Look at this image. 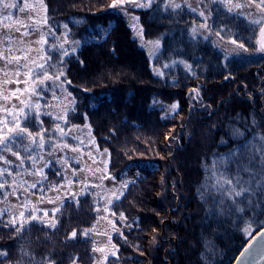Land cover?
Listing matches in <instances>:
<instances>
[{
  "label": "trees",
  "instance_id": "16d2710c",
  "mask_svg": "<svg viewBox=\"0 0 264 264\" xmlns=\"http://www.w3.org/2000/svg\"><path fill=\"white\" fill-rule=\"evenodd\" d=\"M113 1L41 0L51 34L30 78L55 79L61 88L39 87L40 105L20 128L49 152L73 145L68 132L85 127L107 154L111 178L134 172L109 206L113 252L102 264H231L264 228V55L224 65L212 45L185 36L195 19L160 14L161 0H150L130 11L142 38L159 49L152 57ZM61 93L71 105L59 118L48 105ZM225 173L252 191L230 197L212 183ZM62 182L52 162L30 192ZM96 207L101 201L86 192L47 212L51 224L0 212V264H94Z\"/></svg>",
  "mask_w": 264,
  "mask_h": 264
},
{
  "label": "rangeland",
  "instance_id": "374dc122",
  "mask_svg": "<svg viewBox=\"0 0 264 264\" xmlns=\"http://www.w3.org/2000/svg\"><path fill=\"white\" fill-rule=\"evenodd\" d=\"M113 2L112 9L125 19L138 43L155 56L158 47L142 38L139 18L130 11L146 8L150 0ZM158 11H182L195 19L197 24L188 27L185 36L212 45L224 65L236 60L258 61L264 55V0H161ZM50 34L41 0H0V212L8 211L17 218L41 215L51 224L47 212H54L67 198L89 193L101 201V207H96L98 219L91 235L96 242L94 264H102L113 252L114 215L109 206L134 172L122 176L120 181L111 178L107 174V154L97 149L85 127L68 132L73 145H53L49 152H45V142L34 140L20 128L27 111L40 105L39 87L46 90L50 84L53 89L61 88L55 79L30 78L31 70L42 63L43 46ZM243 38L255 45L247 48L242 44ZM171 64L185 66L179 59ZM70 105L69 97L61 93L52 97L48 111L61 118ZM52 162L61 170L63 182L44 194H32L31 189L39 191L43 172ZM212 181L224 186L230 197H240L253 188L241 176L228 173L216 174Z\"/></svg>",
  "mask_w": 264,
  "mask_h": 264
},
{
  "label": "water",
  "instance_id": "95a60500",
  "mask_svg": "<svg viewBox=\"0 0 264 264\" xmlns=\"http://www.w3.org/2000/svg\"><path fill=\"white\" fill-rule=\"evenodd\" d=\"M231 264H264V228L249 239Z\"/></svg>",
  "mask_w": 264,
  "mask_h": 264
}]
</instances>
